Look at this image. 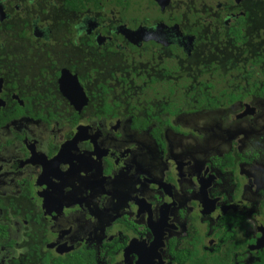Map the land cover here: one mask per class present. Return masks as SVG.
Here are the masks:
<instances>
[{"label": "flooded vegetation", "instance_id": "obj_1", "mask_svg": "<svg viewBox=\"0 0 264 264\" xmlns=\"http://www.w3.org/2000/svg\"><path fill=\"white\" fill-rule=\"evenodd\" d=\"M261 52L264 0H0V264H264Z\"/></svg>", "mask_w": 264, "mask_h": 264}, {"label": "trees", "instance_id": "obj_2", "mask_svg": "<svg viewBox=\"0 0 264 264\" xmlns=\"http://www.w3.org/2000/svg\"><path fill=\"white\" fill-rule=\"evenodd\" d=\"M237 57V56H236ZM239 58V57H238ZM247 57V60L252 61V59L254 58H250ZM240 59V58H239ZM254 62V61H253ZM242 65V62H241ZM256 66L257 68H225L223 70H217V76H224L221 79H225L226 77H228V75H230V73H238L240 72L241 74L239 75V77L237 78V81H240L242 84H239V87L242 88V92H243V96L245 94V90H247V88L250 85V83L256 84L258 81V87H257V91L259 93L264 92V53L261 52L257 58H256ZM230 72V73H229ZM237 84V83H236ZM49 89H53L52 87H50ZM256 90V89H255ZM227 88H222L221 92H223L225 98L227 100H229V102L233 101L235 96H234V92L232 91H228ZM204 96H206V94H204ZM209 101H211L210 99H208ZM212 106H215V104L213 103Z\"/></svg>", "mask_w": 264, "mask_h": 264}, {"label": "rangeland", "instance_id": "obj_3", "mask_svg": "<svg viewBox=\"0 0 264 264\" xmlns=\"http://www.w3.org/2000/svg\"><path fill=\"white\" fill-rule=\"evenodd\" d=\"M26 60H24L23 59V64H22V67L21 68H40V67H38V64L36 63V65L35 66H27L26 64ZM42 63H40V65H41ZM18 68H20V67H18ZM37 71V70H36ZM19 73H21L20 71H19ZM38 77V80H43V82L44 81H46V80H48L49 79V75L48 74H46L45 72H43L42 74H40V75H38L37 76ZM35 87H38V86H35ZM249 140H251V141H256V140H259V141H262V140H264V135H262L261 133L260 134H258V135H256V136H253L252 138H249ZM260 156H261V159H263L264 158V149H263V147L262 146H260Z\"/></svg>", "mask_w": 264, "mask_h": 264}, {"label": "water", "instance_id": "obj_4", "mask_svg": "<svg viewBox=\"0 0 264 264\" xmlns=\"http://www.w3.org/2000/svg\"><path fill=\"white\" fill-rule=\"evenodd\" d=\"M66 73H68V72H63V75L65 74L66 75ZM64 80L63 79H60V86H62V85H64Z\"/></svg>", "mask_w": 264, "mask_h": 264}, {"label": "bare ground", "instance_id": "obj_5", "mask_svg": "<svg viewBox=\"0 0 264 264\" xmlns=\"http://www.w3.org/2000/svg\"><path fill=\"white\" fill-rule=\"evenodd\" d=\"M35 9V8H34ZM214 227V226H213Z\"/></svg>", "mask_w": 264, "mask_h": 264}]
</instances>
